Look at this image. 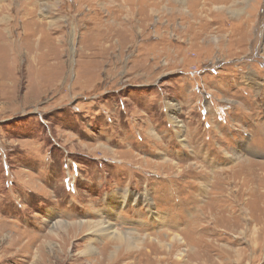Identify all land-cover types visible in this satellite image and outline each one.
Masks as SVG:
<instances>
[{"label": "rangeland", "instance_id": "374dc122", "mask_svg": "<svg viewBox=\"0 0 264 264\" xmlns=\"http://www.w3.org/2000/svg\"><path fill=\"white\" fill-rule=\"evenodd\" d=\"M0 264H264V0H0Z\"/></svg>", "mask_w": 264, "mask_h": 264}, {"label": "bare ground", "instance_id": "6f19581e", "mask_svg": "<svg viewBox=\"0 0 264 264\" xmlns=\"http://www.w3.org/2000/svg\"><path fill=\"white\" fill-rule=\"evenodd\" d=\"M108 228V226L107 227H104L101 231H98L99 233H105V231H107V230H105V229H107ZM109 229V228H108ZM62 250V249H61Z\"/></svg>", "mask_w": 264, "mask_h": 264}]
</instances>
